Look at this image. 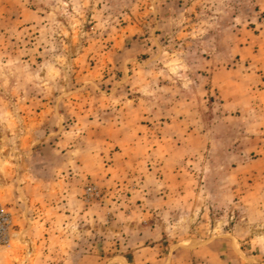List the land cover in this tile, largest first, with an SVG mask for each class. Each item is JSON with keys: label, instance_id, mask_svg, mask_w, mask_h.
<instances>
[{"label": "rangeland", "instance_id": "1", "mask_svg": "<svg viewBox=\"0 0 264 264\" xmlns=\"http://www.w3.org/2000/svg\"><path fill=\"white\" fill-rule=\"evenodd\" d=\"M261 52L264 0H0V202L17 231L28 182L130 214L124 237L111 214L97 237H52L41 264L91 246L100 264H264ZM138 134L131 155L98 149ZM163 181L182 196L173 224Z\"/></svg>", "mask_w": 264, "mask_h": 264}, {"label": "crops", "instance_id": "2", "mask_svg": "<svg viewBox=\"0 0 264 264\" xmlns=\"http://www.w3.org/2000/svg\"><path fill=\"white\" fill-rule=\"evenodd\" d=\"M261 57L259 62V71L264 73V53L257 54V57ZM243 60L244 58L241 57ZM264 75V74H263ZM227 108V112L232 113V111L241 112L242 108L237 104H224ZM262 109V107H260ZM244 110V109H243ZM146 135H108L105 140L114 141L112 144L107 142L106 146L99 147L105 150H110V148H116V146H121L123 152L131 155L130 152L137 148L139 144H143ZM123 140L129 141V144H123ZM128 144V146H127ZM143 147V146H142ZM92 154H96L94 149ZM120 154V153H118ZM88 171H95L92 168ZM113 178L112 176L110 179ZM169 182L163 181L160 183V188L165 189L162 191L163 197L155 198V203L167 204L166 211L170 214V224L175 223L176 219L179 220L180 210L177 207V202L182 200V196H178L175 188L179 190V185L177 183L168 184ZM177 184L178 187H175ZM71 184H66L62 191H54V185H42V189H39V193L35 189L40 188L38 185L28 182L25 185L19 186V193L11 198L10 202L13 204L14 213L19 223V239L17 241L16 248H3L0 247V264H41L42 258L44 262L47 263L48 259L52 258V247L51 241L52 237L56 236L68 239L69 236H73L75 239L79 236H91L97 237L99 229L97 228L98 221L100 220V215L102 218L106 217L107 221L109 214H111V226H118V230H114L113 233H117L124 237L125 234L129 235L128 221L130 220V214L126 211L121 210L113 204H106L105 206L99 205L98 203L87 204L83 201L81 187L69 186ZM149 189V188H148ZM169 189L170 191H168ZM59 190V189H58ZM55 192V193H54ZM178 196V198H176ZM166 200V201H165ZM164 201V202H163ZM148 202L153 203L146 199V204ZM137 212V211H136ZM149 212V211H148ZM133 212H131L132 214ZM113 214V215H112ZM188 216V215H187ZM57 222H62L61 227L55 229L53 226ZM78 222L80 224H78ZM85 224L83 225V223ZM121 222H127L125 224ZM71 224H74L72 227ZM90 225V227H89ZM110 227V228H112ZM117 228V227H116ZM58 232V233H57ZM108 232V231H107ZM159 231L154 230L157 234ZM151 236V231H145L144 237ZM110 236V235H108ZM147 240V237L144 239ZM61 241V240H59ZM64 242V240H62ZM147 242L145 241L144 245ZM127 244V245H126ZM121 245L126 248L130 246V241L123 240ZM91 248L85 252L78 249H73L72 253L68 256H62L59 260H63L65 263L61 264H100V257L95 250ZM146 250L145 248H138V252ZM67 254V253H66ZM59 261V262H60ZM51 264V263H48Z\"/></svg>", "mask_w": 264, "mask_h": 264}, {"label": "built area", "instance_id": "3", "mask_svg": "<svg viewBox=\"0 0 264 264\" xmlns=\"http://www.w3.org/2000/svg\"><path fill=\"white\" fill-rule=\"evenodd\" d=\"M17 236L14 214L0 202V247L9 248Z\"/></svg>", "mask_w": 264, "mask_h": 264}]
</instances>
